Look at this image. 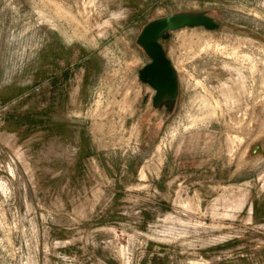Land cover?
Returning <instances> with one entry per match:
<instances>
[{
    "label": "rangeland",
    "instance_id": "rangeland-1",
    "mask_svg": "<svg viewBox=\"0 0 264 264\" xmlns=\"http://www.w3.org/2000/svg\"><path fill=\"white\" fill-rule=\"evenodd\" d=\"M0 264H264V0H0Z\"/></svg>",
    "mask_w": 264,
    "mask_h": 264
},
{
    "label": "water",
    "instance_id": "water-1",
    "mask_svg": "<svg viewBox=\"0 0 264 264\" xmlns=\"http://www.w3.org/2000/svg\"><path fill=\"white\" fill-rule=\"evenodd\" d=\"M194 27L215 30L219 24L205 11L170 12L167 16L148 21L139 33L136 42L150 61L139 70L138 77L155 92L153 106L173 103L178 94V78L161 41L166 40L171 31Z\"/></svg>",
    "mask_w": 264,
    "mask_h": 264
},
{
    "label": "flooded vegetation",
    "instance_id": "flooded-vegetation-1",
    "mask_svg": "<svg viewBox=\"0 0 264 264\" xmlns=\"http://www.w3.org/2000/svg\"><path fill=\"white\" fill-rule=\"evenodd\" d=\"M149 61H150V60H149ZM149 61H148V62H149ZM148 62H147V63H148ZM147 63H146V64H147ZM146 64H145V65H146ZM145 65H144V66H145ZM142 68H143V67H142ZM142 68H141V69H142ZM154 94H155V92L153 91V94L150 96V97H151V98H150V99H151V103H152V98H153ZM144 101H145V103H146V102H147V99H144Z\"/></svg>",
    "mask_w": 264,
    "mask_h": 264
},
{
    "label": "bare ground",
    "instance_id": "bare-ground-1",
    "mask_svg": "<svg viewBox=\"0 0 264 264\" xmlns=\"http://www.w3.org/2000/svg\"><path fill=\"white\" fill-rule=\"evenodd\" d=\"M207 102V101H206ZM207 106V105H206Z\"/></svg>",
    "mask_w": 264,
    "mask_h": 264
}]
</instances>
